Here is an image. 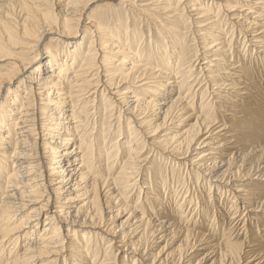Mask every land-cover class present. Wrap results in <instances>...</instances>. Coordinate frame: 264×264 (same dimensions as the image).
<instances>
[{"label":"bare ground","instance_id":"1","mask_svg":"<svg viewBox=\"0 0 264 264\" xmlns=\"http://www.w3.org/2000/svg\"><path fill=\"white\" fill-rule=\"evenodd\" d=\"M113 1L0 0V264H117L118 259L122 264H192L195 258V264H203L207 256L210 264H264V236L245 235L239 243L228 233L220 241L207 237L213 226L202 225L208 213L198 208L196 199L204 190L198 179L193 186L178 187L176 196L183 194V199L173 211L185 210L195 222L181 224L173 214H149L128 206L129 194L146 184L143 163L152 161L145 156L147 150L158 156L161 147L155 145L164 141L171 154L187 156L206 141H215L214 148L194 153L197 162L189 160L196 176L201 178L207 165L211 173L204 177L214 185V201L221 203L228 194L233 198L231 219L238 211L231 209L238 200L247 212L264 211V195L253 193L252 181L264 179V170L254 174L241 147L264 142L260 130L264 111L259 113L264 110L259 109L264 108L260 96L264 85L261 91H253L257 80L264 81V0H118L147 21L148 43L141 29L137 33L128 25L125 18L132 16V10L126 6H121L114 23L105 24L107 28H100L94 17H85L94 5L110 12ZM230 2L245 7L243 13H233L237 7ZM86 28L92 30L87 45L86 37L82 38ZM120 29L125 34L123 46ZM186 32L204 41V66L199 69L203 79L197 80L205 82L198 95L210 97L201 100L206 105L196 107V115L194 102L188 100L193 66H184L185 54L180 55L174 41V35L180 36L184 45ZM241 33V46L248 47L254 63L249 71L231 58L233 37ZM101 34L111 43L97 44ZM137 40L140 49L131 51L127 46ZM8 44L21 46L20 58L8 60ZM41 53L50 62L40 71ZM27 54L32 57L22 56ZM145 57L151 67H146ZM3 62L7 65L1 66ZM114 74L116 87L110 84L116 80ZM164 90L170 93H157ZM99 98L106 106L102 126L111 124L116 109V126L123 122L128 135L120 145L122 132L114 133L116 139L105 159L100 153L110 133L88 140L93 132H87L90 121L94 122L91 130L95 129ZM218 104V112L224 109L222 118L204 109ZM248 121L252 123L244 127ZM100 138L104 143H99ZM149 138L155 145H148ZM162 186L168 188L169 183ZM148 191L147 184L138 189L137 194L143 195L134 208ZM148 199L151 205L155 202L154 197ZM193 204L197 209L187 211ZM255 225L261 227L262 220ZM93 249L95 255L90 254ZM200 251L206 253L197 254Z\"/></svg>","mask_w":264,"mask_h":264},{"label":"rangeland","instance_id":"2","mask_svg":"<svg viewBox=\"0 0 264 264\" xmlns=\"http://www.w3.org/2000/svg\"><path fill=\"white\" fill-rule=\"evenodd\" d=\"M229 4H230V6H235L236 5L237 8H236V10H234L233 13H235L237 15H241L243 13V11L245 10V7H242V5H239L237 3L230 2ZM111 5L112 6L110 7V10H109L110 12H108V10H105L106 8L103 7V6L94 5L89 10H87L85 17H87V18L94 17L95 18V22L97 23V25L100 28H107V26H105V24L106 25L107 24L110 25L111 23H114L116 21V19H117V16H116V15H118L117 13H120L121 6H126V5H123L122 3L119 4V1L118 0H114ZM126 7L128 9L132 10L131 7H129V6H126ZM240 7H242V8L240 9ZM137 15L138 14L134 10H132V16L131 17H126L125 19H127L128 25L131 24V26L136 29L137 33H139L138 30L141 29V31L144 32V34H146V35L143 36V39H144V42H147L148 43V40L147 39L149 37L148 36L149 32H148L147 28H150V27L145 25L147 21H145L142 17L138 18ZM85 17L82 18L83 21H84V23H86V21H87V19L84 20ZM91 19H93V18H91ZM152 21H154V20H152ZM122 27L123 28H126L128 26L122 25ZM83 30H84V33H82V38L83 37H86L85 44L87 45L88 42H89V39H90V35H88V33H89V31H92V30H89L87 28L86 29H83ZM120 31H121V29H120ZM137 33H135V35H137ZM79 34H81V33H79ZM124 35L125 34L122 33V31H121V34H119V36H118V37L121 36V41H122V44L121 45L122 46L124 44H126L124 42ZM158 35H159V33L157 32V34L155 35V37L158 36ZM183 35H184V38H186L183 41L184 45L182 44V42H179V40H178V38L180 36L174 35L175 36L174 37V41L177 40V41H175V43L178 46V51H179L180 55H181V53L185 54L184 55L185 56L184 57V59H185V62H184L185 65L184 66L185 67H188L189 65L193 66V67H191V69H193L192 72H191V74H192L191 80L189 78L191 84H193V87H191V84H189V89H191V91L189 93L188 100H189V103L190 104H193L192 102H194V108H192L194 111H193L192 114H195L196 115V114H199L198 113L199 111H197V108L196 107L201 108L202 106H205L206 105L205 103L204 104L201 103V100L206 101L210 97L209 94H207L204 98L201 99L200 96L198 95V93L200 92V90L201 91L203 90V88H204V82H205V81H203L202 83H198V80L203 79L202 73L199 71V69L203 68V66H204V65H202V63L204 62V60H203L204 57L201 56L202 53L204 52V50H203L204 49V47H203V42L204 41H203V37L198 36V34L193 33V32H186ZM240 35L241 36H238L237 34H235L234 37H233V40L234 41H232V44L233 43L234 44L232 46L233 47V50H232L231 58H232V61L233 62L239 63V65L243 69H245L246 71H249L250 66L254 65V63H253V61L250 62V60H249L250 51L247 50L248 47L246 46V49H244L242 47L243 45L241 43L243 41L242 40V37H243L244 34L241 33ZM99 36H101V37H100V40L97 42V44L99 42H101V41H104L106 44L107 43H111V40H107V39L103 38V36H104L103 34H101ZM168 37H170V36L168 35ZM222 38H223V36H222ZM94 39H96V37ZM138 42L139 41L137 40L136 42H134L133 46H131V47L130 46H127V47L130 48L131 51L132 50H139L140 48H139ZM115 46L116 45H114V47ZM8 47L10 48L9 49V57H7L8 60H13V59H17V58H20L21 57L20 53H21V50H23V49L20 50V47H21L20 45H19V47L18 46H15V45L12 47L11 44H8ZM85 47L86 46H84V49H85ZM84 52H85V50H84ZM22 56L23 57H29V58L32 57V55L29 56L28 54L26 56L25 55H22ZM82 57H83V55H82ZM145 60L147 61L146 62L147 63L146 67L147 66L148 67L149 66L151 67V65H153L152 62L149 61L146 57H145ZM49 62H50V59H48V56H45L43 53H41L40 59L38 60V69L41 71L45 67H49ZM3 63H6V62H3ZM231 63L232 62L226 63V64H231ZM103 64L105 66L108 65V63H106V62H104ZM143 64H145V63H143ZM226 64H223L222 66H220V68H224V65H226ZM4 65H7V63L6 64H3L1 66H4ZM173 65L175 67V64H173ZM107 67H109V66H107ZM174 67H173V69L175 70ZM198 77H199V79H198ZM112 78H115L116 80H112L110 84H112L113 87H116L118 75L114 74ZM149 81L152 82L153 79H150ZM257 82H259V83H257ZM257 82H255L256 84L254 83V85H253V91L254 90L261 91L262 88H263L264 81L262 83V81H258L257 80ZM194 83H195V85H194ZM255 85L258 86L257 89H256ZM208 88H209V90H211L210 89L211 86H209ZM156 89L158 90L159 88H156ZM149 90H152L153 91V88L152 89H149ZM164 91H160V92H157V93H160L162 96L163 95H167V93H170L167 90H164ZM194 91H195V93H194ZM157 93L154 94V95H159ZM260 96H261V98L264 97V95H260ZM140 97H145V96L142 95ZM159 99H161V98L159 97ZM96 103H97V104H95V107H96V109H95L96 110V116L94 117L95 123H96L95 124V129H94V131L91 130L93 128V126H94V124H93L94 122H91L90 121L88 123V126H87L88 127L87 128V132L90 130L89 132H93V133H92V137H89L88 140L93 139V138L95 140H97V137H96L97 135H100V137L102 135V137H104L105 136V134H104L105 132L106 133L107 132L110 133V135H111L110 140H106L105 144L102 146V148H103L102 149V152L103 151L104 152L103 153L102 152L100 153V157H102V159L103 158L105 159V156H106V153H107L106 150L108 148H110L109 145L112 142H114L115 139H116V135L114 133L119 132V130H120V134L122 132V135L118 134V135H120L119 136V140H120L119 144L120 145H123V143H126L127 142V138H128L127 136L128 135L125 134L126 126H125V124H123V122L120 123V126H116L117 125L116 122H115L116 121L115 119H117V117H116V115H117V112L116 111L117 110L116 109L112 112L113 114H115V116H112V117L109 118L110 121H111V124L109 125V124L105 123L102 126L101 123H103V119H104V117L102 116V114H103V111L102 110L106 106H103L104 100H102L101 98H99ZM219 106L220 105L218 104V105H214L213 107L208 106V109L207 108H204V109L207 110L209 113H211V115H213V116L215 115L217 118H222L224 116V112H223L224 109H222L221 112H218V107ZM248 106H250V104L245 105L244 108H246ZM259 109H264V108H259ZM261 111L263 112L264 110H259V113ZM263 114H264V112H263ZM259 116H261V115H259ZM186 123H187V121H186ZM251 123H252V121H250V122L248 121V123L244 127H248L249 124H251ZM262 123H263V125L261 126L260 130H262L264 132V121ZM89 124H91L92 127ZM111 125H112V128H111ZM123 127H124V129H123ZM152 134L153 133H150L149 134L150 136L149 135L148 136L151 137ZM161 134H163V133H161ZM161 139L162 138H158L157 140H161ZM124 140L126 142H124ZM146 140H148L147 141L148 142V145L150 143L151 144L153 143L152 140H151V138L146 139ZM163 140L164 139H162V141ZM100 141H99L100 144L104 143V140L101 139V138H100ZM140 141H137V143L139 142V145L140 144L142 145V143ZM143 141L144 140H142V142ZM163 143H164V141H163ZM163 143H159L158 145H155L153 143V145H155L156 147H161L160 148L161 150L159 151L160 153L158 152V154H159L158 156H153L152 155L153 154L152 152H151L152 154L149 153L150 150L149 151L148 150L147 151L145 150L146 151L145 152V156L148 157L147 159H149L150 157L152 159V161H150L148 164H147V162H148L147 160H146L145 164L143 163V166H146V169L144 170V173L142 175L143 176L142 177V180L146 181L147 188H148L149 191L144 196V198L142 196V198L139 199V203L140 204L134 208L135 203H136L138 197L139 196L141 197V195H143L141 193H140V195L137 194L138 189H140L143 185H146L145 182H143L142 185L138 186V188L135 189V191H133V192H131L129 194L130 196H129V199H128V206H130L134 210H138V208L139 209H143L144 211H147L149 214L150 213H156V215H160V213H162V212L165 213V214H173L175 216V217H173V219L177 220L178 223L179 222L181 223V221H182L181 224H184L187 221H189V222H195L194 221L195 220V217L193 216L190 219V217H191L190 216V213L189 214L184 213L185 212L184 208H183L184 212H181L180 211L179 214H175L173 211L178 206V203L181 202V200L183 199V194L181 196L179 195L178 198L176 196V192H178V187L179 186L181 187V185H183V183H188V184H191V186H193L194 183H195V181L198 179V182H197V184H199L198 186H203L204 187V190H203V192L200 193L201 196H198L197 197L196 201L199 202L198 208L200 207V208H202V210L204 212L208 213V218L206 219L205 223L202 224V225H205L206 227H208L209 225H212L213 226V228L210 229V232L208 233V236H207L210 240H212V241H220L221 238L223 237V235L226 234V233H228V235H230V236L232 235L230 239L232 241H234V242L236 241V243L237 242L238 243L239 242H242L243 239H244L243 237L245 235L246 236H249L250 239L264 236V211H258V210H256L257 212L256 211L247 212V211H245V207H243L242 204H241V202L238 200L234 204V206L231 208V209H234V208L237 207V210H238V211L236 210L237 212L235 213L236 214L235 215V218L231 219L230 218V214L228 212L229 209H230V207L232 206V202L231 201H233V198L230 197L231 195L228 194V197H226L225 200L222 199L221 203L220 202L218 203L217 201L215 202L214 199L217 200L214 197L215 192H213V190L211 189V188H213L214 185L211 186L212 185L211 181H209L207 179V177L206 178L204 177L205 175H208L209 173H211V171H208L209 169L207 168V165L205 166V169L207 171H202L204 174H201L200 175L201 178H199L198 176H196L197 170L190 165L191 163H189L190 162L189 160L192 159L191 161H195V159H196L194 153H198L199 151H202V149L203 150H206V149H209V148H211V149L214 148L216 146V145H214L215 144V141H212V142H210V141L207 142L206 141L205 144H202V145L199 146V150L198 151H193V152L189 153L187 156H184V155H181V154H180V156L177 155V154H171L169 151H167L164 148L165 146L163 145ZM209 143H212V145L209 146ZM245 145H247V148H246ZM207 146L209 148H207ZM140 147H142V146H140ZM241 147L245 148L246 149L245 152L248 153L247 159H248V161L250 163H252L253 173L254 174H257V173H259V171L260 172L263 171L264 170V168H263L264 167V142H262V143L255 142L252 145L249 144V143H242L241 144ZM122 153H124V152H122ZM230 153H234L236 157L239 156V152H236V151L233 152V151H231ZM101 155H103V156H101ZM147 155H149V156H147ZM124 156H126V155H123L122 157H124ZM260 158H261V160H260ZM124 159H126V157H124ZM185 159L187 160V162L184 161ZM99 162H100V160H98V159L96 161H94L93 162V165H92V168H94V169L97 168L98 165H99ZM195 162H197V161H195ZM255 162H256V164H255ZM174 163H176V165ZM199 163L202 164V162H200V161H199ZM207 164H209V163H207ZM161 172H163V173H161ZM214 172L215 171H213V173ZM220 172H221V170H220ZM220 172L218 171L217 175ZM212 181H213V179H212ZM252 181L255 184V186H253V193L254 192H256V193H263L261 195H264V179L259 178L257 180L255 179V180H252ZM163 183H169V187L168 188H165V186L163 187L162 186ZM213 183L215 184V182H213ZM161 190L163 191V193H160L159 192ZM144 192H145V190H144ZM144 192H142V193H144ZM171 193H173L175 197L172 196ZM191 196L195 197V195L192 194V193H191ZM150 197H154L155 198V202H153L152 205L150 204V200L148 199ZM142 200H143V204L141 205ZM255 202H256V199L252 198L251 204H254ZM184 206H185V204H184ZM187 206L188 205H186L185 207H187ZM192 206H189V208L187 209V211L189 210V211L192 212V210L194 208L197 209V207L194 204ZM164 210H165V212H164ZM198 211H199V209H198ZM242 216H244V218ZM164 218H165V216H164ZM122 219H125V217H123ZM165 219H167V218H165ZM257 219H261L262 220L263 225H261V227H257L255 225L256 222H257ZM198 222H199V220H198ZM210 222H211V224H209ZM214 228H216V229H214ZM162 244H164V243H161L160 246H162ZM93 251H95V252H93ZM104 251H105V249H104V245H103V246L100 247V254L102 255L104 253ZM96 252L97 251L95 249H93L90 252V254L91 255H95ZM200 253H202V255H204L206 252L200 251L197 254H200ZM101 255H100V257H101ZM200 258H201V256H200ZM205 258L208 259V261H205L203 264H205V263L206 264H210V262H211V260H209L210 257L207 256ZM197 260H198V258L197 259L196 258L193 259L192 260V264H195V262ZM118 262H117V264L124 263L121 259H118Z\"/></svg>","mask_w":264,"mask_h":264}]
</instances>
